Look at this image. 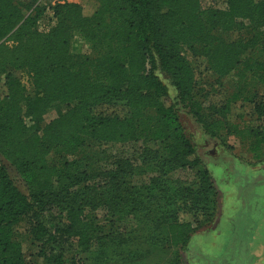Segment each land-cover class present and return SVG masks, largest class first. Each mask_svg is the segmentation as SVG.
I'll list each match as a JSON object with an SVG mask.
<instances>
[{
    "label": "trees",
    "instance_id": "obj_1",
    "mask_svg": "<svg viewBox=\"0 0 264 264\" xmlns=\"http://www.w3.org/2000/svg\"><path fill=\"white\" fill-rule=\"evenodd\" d=\"M36 1L0 0V156L28 188L22 192L0 166V264H146L153 253L164 259L161 264H182L193 234L216 217L218 190L161 74L180 101L201 91L196 62L215 78L237 77L220 107L209 106L220 118L198 119L206 134L229 129L251 139L253 152L261 151L264 91L249 85V78L264 85V0H221L206 18L201 0L55 3L48 31L36 27L46 10ZM76 33L90 44L89 52L73 50ZM20 70L29 72L33 95L15 75ZM239 102L238 111L245 102L253 105L236 115L249 116L242 129L232 112ZM52 108L57 115L46 121ZM87 138L136 143L135 154L150 172L136 174L129 155L114 156L110 168L81 165L86 157L75 156ZM181 169L195 171L192 183L171 180ZM263 186L245 185L230 255L205 257L210 264L254 263L250 244L264 210L255 195ZM99 208L110 219L106 230L93 215ZM23 219L33 261L14 235ZM126 219L119 230L115 222Z\"/></svg>",
    "mask_w": 264,
    "mask_h": 264
},
{
    "label": "rangeland",
    "instance_id": "obj_2",
    "mask_svg": "<svg viewBox=\"0 0 264 264\" xmlns=\"http://www.w3.org/2000/svg\"><path fill=\"white\" fill-rule=\"evenodd\" d=\"M64 2L82 3V0H37L35 2V5H37L38 3H42L44 6H46V10L40 16L36 27L41 31L50 30L54 26L55 20L52 10L49 6L54 5L55 3ZM35 5H33L31 9H33ZM222 5L223 4L221 0H201V6L204 10V18L207 17L208 11L210 9L214 7H221ZM259 31L263 34L262 36H264V24L259 28ZM214 34L220 39L230 40L228 33L223 32L222 30H215ZM72 48L77 53L89 52L90 44L82 35L76 33L72 39ZM189 57L193 59L190 54ZM196 64L198 66L197 76L201 91L198 96L195 95V98H193V100L191 101H180L178 98H176V89L170 84L169 80L163 74H161V78L168 85L170 95L175 99L177 103L179 117L186 132L193 137L197 154L206 164L207 168L210 169L214 185L218 190L217 213L220 212L224 214L229 212L230 209L233 210L234 208H239L238 212L240 213L241 209H244V200L241 193L245 188V185L250 186L251 189L253 185L259 184V182L261 184H264V173H260L254 176L247 175L243 174L244 169L242 168L246 164L251 167H256L261 164V162L264 160V146L262 147L261 151L254 154L250 151L252 140L248 138L242 139L239 135H237L235 132L230 131L229 129H223L222 131H220L219 136L216 137H212L205 133L198 118H200L201 121L207 123L220 118L221 115L218 113H213L212 109H210L209 106L217 105L220 107V103L223 101L224 96L234 90V82L236 81L237 77L227 76L222 79H218L212 76L210 73H205L204 71L200 72L201 70H203L204 65L197 62ZM15 75L20 78L27 94L33 95L35 91L29 72L27 70H20L17 71ZM248 76H250V74H248ZM214 79L216 81V84L214 83ZM249 80V85L254 84L255 87L257 86L258 88L257 90L261 93L264 91V85L257 83L251 78H249ZM212 83L214 84L211 88L210 84ZM241 104L242 102H239L237 106L232 109V112L235 113L233 116V118L235 117L233 119L234 123L239 124V128L242 129L247 124L249 116L246 115L240 119L236 117V115L238 116L239 112H250V110H252L253 108V105L245 102L243 103L241 110L238 111ZM55 115H57V108L50 109L46 114V121L50 120ZM25 120L28 127L34 124V121L31 120L30 117H26ZM136 146L137 144L134 142L124 144L105 143L97 142L95 140L87 138L82 151L75 157H86V160L82 161L81 165H84L85 162H88V164L98 170L101 167L110 168V162L116 155H129L132 157V160H134L133 168L135 173H139L140 176L145 177L150 172L151 167L147 166L145 163L141 165L142 159H139L137 154H135ZM1 165L6 167L10 177L13 179L19 189L27 194V185L25 184L17 169L0 156V166ZM194 176V170L181 169L172 173L170 175V178L171 180H176L183 184H190L193 182ZM237 180H239L241 183L239 182L238 184ZM233 186L236 190L235 194L230 188ZM260 191L261 193H257L255 196H257L256 199H259L261 203L260 206L263 210L264 186L260 189ZM233 194L236 200H239V203L237 202L239 205L234 204L232 199ZM93 215L97 216L98 223L104 224L105 230L110 227V219L108 218L105 209L99 208L96 212L93 213ZM130 223L131 225L135 224L133 220H130ZM127 224H129V221L127 219L125 221L115 222V225L119 228V230ZM224 224V222H221V224L219 225L223 226ZM28 229L29 224L27 220L23 219L15 226L14 235L16 239L20 240L24 244L26 259L29 261H33L36 260V251L33 250L31 246ZM236 229L238 232L239 228L237 227ZM192 238V243L189 245V248L182 250V264H193L198 258H201L203 260V264H210L208 260H205V257L212 259L213 257L201 253L197 245H195V238ZM226 239L224 248L225 253L222 254L223 256L230 255V251L227 252L228 248H226ZM68 245L70 246L71 257L75 253L74 241L71 240ZM214 246L215 245L213 244H209V246L205 247L206 251L209 253H211L212 251L218 253ZM240 248L238 251H240ZM242 248L244 251V246H242ZM161 262L163 263L164 259L160 258L158 253L151 254L150 259L146 260V264H161ZM240 262L242 263L243 259H240Z\"/></svg>",
    "mask_w": 264,
    "mask_h": 264
},
{
    "label": "crops",
    "instance_id": "obj_3",
    "mask_svg": "<svg viewBox=\"0 0 264 264\" xmlns=\"http://www.w3.org/2000/svg\"><path fill=\"white\" fill-rule=\"evenodd\" d=\"M250 151L253 152L251 149ZM253 153L255 154V152ZM242 169H244L243 174L252 176L264 173V160L256 167H251L246 164ZM230 188L235 194L236 190L234 186ZM234 194L232 197L233 202L234 204L239 205V200H236ZM238 210L239 208H234L233 210L230 209L229 212H227L228 214H223L220 212L216 213V217L210 226L200 228L193 234L192 237L195 238V245H197L201 253L213 257V259L222 258V254L225 253L224 248L226 238V248H228L227 252L231 251L234 239L233 237L236 233V225L234 220L239 214ZM221 222H224L225 224L223 226L219 225L221 224ZM192 239L189 242V245L192 243ZM209 244L215 245L214 248H216L218 253L213 251L211 253L207 252L205 247L209 246ZM189 245L187 246V249L189 248ZM250 250L251 253H253V255L255 256V261L253 264H264V210L263 216L257 222V226L255 228V232L253 234L252 242L250 245ZM193 264H203V260L201 258H198Z\"/></svg>",
    "mask_w": 264,
    "mask_h": 264
}]
</instances>
